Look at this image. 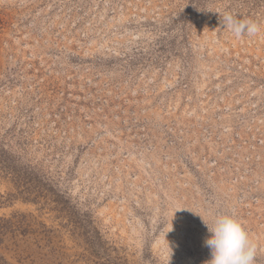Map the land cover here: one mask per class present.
<instances>
[{"label":"rangeland","instance_id":"1","mask_svg":"<svg viewBox=\"0 0 264 264\" xmlns=\"http://www.w3.org/2000/svg\"><path fill=\"white\" fill-rule=\"evenodd\" d=\"M226 13L264 29V0H0V262L205 264L232 213L264 264V30Z\"/></svg>","mask_w":264,"mask_h":264},{"label":"clouds","instance_id":"2","mask_svg":"<svg viewBox=\"0 0 264 264\" xmlns=\"http://www.w3.org/2000/svg\"><path fill=\"white\" fill-rule=\"evenodd\" d=\"M221 23L237 38L244 35L254 37L264 30L257 21L237 19L227 13L223 15ZM181 209L184 208H177L176 211ZM202 220L211 234L204 241L211 252V258L205 264H254L257 246L250 239L240 218L232 213H219L210 223L203 218Z\"/></svg>","mask_w":264,"mask_h":264},{"label":"trees","instance_id":"3","mask_svg":"<svg viewBox=\"0 0 264 264\" xmlns=\"http://www.w3.org/2000/svg\"><path fill=\"white\" fill-rule=\"evenodd\" d=\"M0 264H7L4 260H2V262H0Z\"/></svg>","mask_w":264,"mask_h":264}]
</instances>
